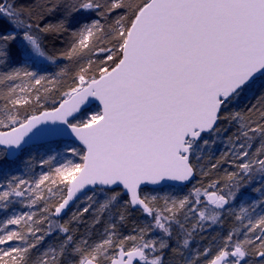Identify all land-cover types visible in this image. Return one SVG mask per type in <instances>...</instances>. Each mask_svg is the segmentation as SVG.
Returning <instances> with one entry per match:
<instances>
[{"label":"snow or ice","instance_id":"1","mask_svg":"<svg viewBox=\"0 0 264 264\" xmlns=\"http://www.w3.org/2000/svg\"><path fill=\"white\" fill-rule=\"evenodd\" d=\"M0 264H264V0H0Z\"/></svg>","mask_w":264,"mask_h":264}]
</instances>
